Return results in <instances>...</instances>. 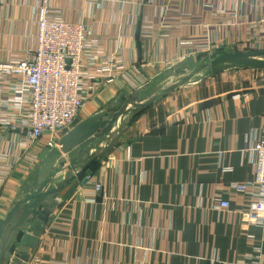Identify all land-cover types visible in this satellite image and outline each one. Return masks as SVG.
I'll list each match as a JSON object with an SVG mask.
<instances>
[{"label": "crops", "instance_id": "obj_1", "mask_svg": "<svg viewBox=\"0 0 264 264\" xmlns=\"http://www.w3.org/2000/svg\"><path fill=\"white\" fill-rule=\"evenodd\" d=\"M43 4L86 22L128 71L102 86L73 126L97 118L112 128L93 138L92 151L79 147L64 155L65 166L58 165L46 190L65 180L72 161L104 147L105 154L84 171L77 166L79 175L46 202L54 209L38 246L22 247L14 236L5 264H252L257 255L264 264V227L246 224L233 198L230 211L212 207L217 189L254 180L249 150L264 116V71L245 72L248 79L238 85L216 82L207 95L196 89L192 98L171 97L194 78L166 100L131 111L113 137L133 104L175 85L186 76L177 74L182 66L190 72L201 65L205 54L184 58L185 42L208 37L231 44L244 35L227 24L214 28L209 5L237 10L245 20L254 17L253 7L238 0H0V61L34 48ZM21 137L20 131L2 133V150L16 156ZM43 150H34L43 159L30 173L20 168L1 188L0 218L38 193ZM96 183L106 197L96 193Z\"/></svg>", "mask_w": 264, "mask_h": 264}, {"label": "built area", "instance_id": "obj_2", "mask_svg": "<svg viewBox=\"0 0 264 264\" xmlns=\"http://www.w3.org/2000/svg\"><path fill=\"white\" fill-rule=\"evenodd\" d=\"M238 1L253 7L254 17L245 20L237 10L205 7L213 16L214 28L227 24L243 29L244 35L231 44L208 37L192 38L183 45L184 58L207 56L225 47L264 51V0ZM37 26L33 49L0 61V136L8 131L22 134L15 148L16 156L12 149L2 150L0 146V191L20 168L25 176L30 173L43 159L34 150L45 148L42 152H48L57 147L61 136L73 128L98 90L128 71L118 55L106 52L104 42L92 35L86 22L67 20L59 8L43 4ZM249 152L254 180L217 189L212 207L230 211L233 198L240 205L237 213L246 224L264 227V116ZM222 171L231 170L222 168ZM89 178L92 179L90 176L86 179ZM95 191L106 197L103 184L96 183ZM254 259L252 264H259L261 257L257 255Z\"/></svg>", "mask_w": 264, "mask_h": 264}, {"label": "water", "instance_id": "obj_3", "mask_svg": "<svg viewBox=\"0 0 264 264\" xmlns=\"http://www.w3.org/2000/svg\"><path fill=\"white\" fill-rule=\"evenodd\" d=\"M239 67L264 71V51L234 52L217 50L207 55L201 62V65L191 72H188L189 69L182 66L177 71V74L186 76L179 83L165 89L162 94L154 97L149 102L135 104V109H128L113 137L122 132L131 111L135 112L151 107L159 98L170 94L185 83L192 82L202 71L208 70L209 77L213 78ZM112 126L113 122L101 123L97 118H92L73 127L59 140L58 147L47 152L38 171V193L31 197L30 202L28 200H21L15 203L12 209L0 218V264H5L7 251L14 236L19 238V244L22 247L34 250L38 246L40 236L47 223L48 215L54 209V202L46 204L48 199H56L62 189L79 175L76 169L78 165H81L83 171L86 170L93 162L105 154L107 148L98 154L95 153L86 158H80L78 161H72L67 168L68 173L65 180L55 188L46 190L58 165L65 166L63 161L64 155L71 154L79 147L86 148L88 152L92 151L93 148H88V146L93 142V138L104 137ZM100 130H102L101 133L99 132ZM23 230H26L27 233L24 234Z\"/></svg>", "mask_w": 264, "mask_h": 264}, {"label": "rangeland", "instance_id": "obj_4", "mask_svg": "<svg viewBox=\"0 0 264 264\" xmlns=\"http://www.w3.org/2000/svg\"><path fill=\"white\" fill-rule=\"evenodd\" d=\"M241 49V48H240ZM222 50H228V51H234V52H246V51H236V50H229V49H222ZM197 67L194 66V68H190V72L197 69ZM209 71H206V73L198 74L194 81L195 83H192V85H187L184 87V89H178L174 91L171 95V97H176V98H192L193 92L196 89H199V95H207L208 93L213 91V84L216 82H221L223 83L224 80L230 81L231 83L237 84L243 82V77L247 80L248 78L246 77L245 72H250L251 74H257V72H262V71H256L253 69H244V68H235L231 70L228 73H225L224 75H219L218 77L211 78L209 77ZM254 72V73H253ZM181 77V76H180ZM183 78V77H182ZM182 78H179L177 80H173L172 82H175V84L179 83ZM245 83H248V81H245ZM187 84V83H186ZM174 85V84H173ZM169 88V87H168ZM167 89V88H166ZM165 90V89H164ZM163 90V91H164ZM162 91V92H163ZM161 93V92H160ZM170 97V96H169ZM169 97H161L160 100L164 101ZM133 109H135L134 104L131 106ZM106 147H104L105 149ZM252 257V256H251ZM253 259L255 256L252 257Z\"/></svg>", "mask_w": 264, "mask_h": 264}]
</instances>
